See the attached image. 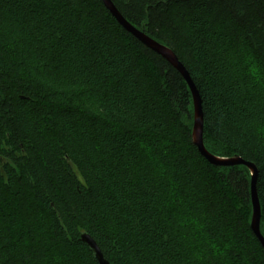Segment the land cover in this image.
I'll return each mask as SVG.
<instances>
[{
    "label": "trees",
    "instance_id": "trees-1",
    "mask_svg": "<svg viewBox=\"0 0 264 264\" xmlns=\"http://www.w3.org/2000/svg\"><path fill=\"white\" fill-rule=\"evenodd\" d=\"M111 1L188 70L207 151L257 167L264 236V0ZM193 125L185 79L102 0H0V264H98L84 232L112 264H264L250 171Z\"/></svg>",
    "mask_w": 264,
    "mask_h": 264
},
{
    "label": "water",
    "instance_id": "water-1",
    "mask_svg": "<svg viewBox=\"0 0 264 264\" xmlns=\"http://www.w3.org/2000/svg\"><path fill=\"white\" fill-rule=\"evenodd\" d=\"M106 8L111 12L114 18L119 22V24L129 32L133 37H135L144 46L155 52L157 55L165 59L171 66H173L185 79L188 84L194 105V125L192 130V140L195 147H197L200 154L212 165L218 167H236L244 166L251 173V198L253 206V215L251 229L255 236L260 241L262 247L264 248V236L261 233V205L257 192V178L258 170L257 167L249 162H246L241 157L232 158H219L207 151L204 144V115L202 108V100L196 85L191 79V76L185 66L179 61L176 54L167 46L155 41L154 39L147 36L144 32L140 31L132 24H130L117 10L115 5L111 0H102ZM82 241L90 248L93 252L94 258L98 264H112L107 260L101 251L100 247L97 245L96 241L91 235L84 232L81 235Z\"/></svg>",
    "mask_w": 264,
    "mask_h": 264
},
{
    "label": "snow or ice",
    "instance_id": "snow-or-ice-1",
    "mask_svg": "<svg viewBox=\"0 0 264 264\" xmlns=\"http://www.w3.org/2000/svg\"><path fill=\"white\" fill-rule=\"evenodd\" d=\"M56 2V0H54ZM209 0H186V6L191 10L197 6L206 7L208 6ZM107 71L103 73V75H107ZM139 254V253H137Z\"/></svg>",
    "mask_w": 264,
    "mask_h": 264
}]
</instances>
